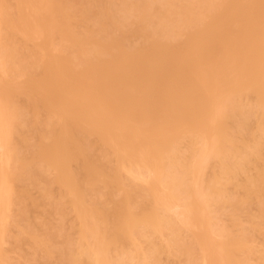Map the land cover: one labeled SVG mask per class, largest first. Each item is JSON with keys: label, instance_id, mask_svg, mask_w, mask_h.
<instances>
[{"label": "bare ground", "instance_id": "1", "mask_svg": "<svg viewBox=\"0 0 264 264\" xmlns=\"http://www.w3.org/2000/svg\"><path fill=\"white\" fill-rule=\"evenodd\" d=\"M48 32L49 61L19 43ZM263 196L264 0H0V264L11 222L49 253L37 197L72 213L62 264H250L211 212L264 230Z\"/></svg>", "mask_w": 264, "mask_h": 264}, {"label": "rangeland", "instance_id": "2", "mask_svg": "<svg viewBox=\"0 0 264 264\" xmlns=\"http://www.w3.org/2000/svg\"><path fill=\"white\" fill-rule=\"evenodd\" d=\"M36 40L39 43L42 42V45L38 46ZM36 40L24 42L19 38V43L25 45V51L31 55L34 56L36 54L38 58L41 57L49 61L52 58V55L56 52V48L60 43L59 39L55 35H52L51 32H48L46 36L39 37ZM136 41H138V39H136ZM15 107L19 111L24 110V113L29 116L28 108L25 107L24 99L22 97L17 98ZM40 115L42 117L41 120L47 119V117L50 118V114L46 109L41 110ZM32 140V137H29V141L31 143ZM251 172H254V169L253 171L251 170ZM30 193L33 196L38 194L35 187H30ZM56 193L57 191L53 189V198L56 197ZM225 194L229 197L241 198L242 191L238 187L229 185L226 188ZM50 198L43 199L37 197L41 207L32 211L29 218V220L33 223L40 222V220H43L46 223V227H43L41 232L52 234L50 235L51 245L49 247V253L43 251V248L39 247L36 243L34 244L23 238V236L18 232V227L11 222L8 226V237L3 243V248L6 250L7 254L5 264H62L57 254V249L62 248L67 241L75 243L77 234L75 231L74 219L72 218V213L70 211H66L65 218L62 221H59L60 223L63 222V224L60 225V227L62 226V231L59 234H56V232L61 230L59 227L58 230H56L57 226L60 224H58L57 220V216L59 214L50 211ZM258 206L259 205H256L255 203L247 202L243 203L238 210L233 212L229 206L223 204L211 212L212 223L223 225L228 229V231L238 232L246 237L248 245L253 251L249 255L248 263L250 264L256 261V257L259 253L264 255V230L260 229L262 218L259 217ZM260 206L264 209V196L260 199ZM15 212L16 211L14 209L11 213V217H13ZM231 213H234L236 217L235 221L230 219L229 216ZM58 218H60V216ZM20 224L23 225V222H20ZM41 232H38L40 238ZM65 236L68 237L67 240H65ZM181 259L183 258H177L171 255H162L160 262L161 264H182V262L180 263Z\"/></svg>", "mask_w": 264, "mask_h": 264}]
</instances>
